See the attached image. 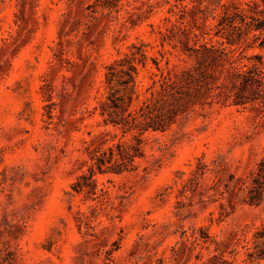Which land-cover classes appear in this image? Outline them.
Wrapping results in <instances>:
<instances>
[{
	"label": "rangeland",
	"instance_id": "374dc122",
	"mask_svg": "<svg viewBox=\"0 0 264 264\" xmlns=\"http://www.w3.org/2000/svg\"><path fill=\"white\" fill-rule=\"evenodd\" d=\"M166 18L165 0H0V264H264V184L260 204L226 210L213 186L258 169L263 103L197 104L144 136L137 170L90 178L97 135L103 149L123 135L101 115L106 67L137 54L133 110L156 62L195 63L161 46Z\"/></svg>",
	"mask_w": 264,
	"mask_h": 264
},
{
	"label": "trees",
	"instance_id": "16d2710c",
	"mask_svg": "<svg viewBox=\"0 0 264 264\" xmlns=\"http://www.w3.org/2000/svg\"><path fill=\"white\" fill-rule=\"evenodd\" d=\"M165 3L177 18L173 21L166 18L170 24L167 31L171 32H160L161 46L164 48V43L168 42L177 51L179 61H185L182 56H187L195 63L192 66L171 64L165 56L172 52H160L166 58V67L161 68L156 62L159 73L155 74L156 79L147 90L149 96L133 110L130 108L137 61H140L137 54H125L106 67L105 78L110 93L107 96L109 102L101 103V115L107 117L104 120L106 125L120 128L123 135L107 149L101 144L108 140L109 131L97 135L96 142L101 144L92 150V162L88 166L90 178L96 171L122 173L130 167L137 170L136 159L142 157L144 136L171 129L197 104L225 103L230 99L236 105L252 101L264 104V55L255 56L257 61L252 62L244 55L246 48L257 41L264 49V0L244 3L234 0H165ZM209 18L216 23L209 22ZM120 90L128 95H120ZM128 133L132 139L124 138ZM263 180L264 158L250 178L232 177L229 182L217 178L213 186L219 189L224 185L228 193L227 202L221 203V208H233L241 195L245 203L260 204ZM219 192L224 197L225 192Z\"/></svg>",
	"mask_w": 264,
	"mask_h": 264
}]
</instances>
